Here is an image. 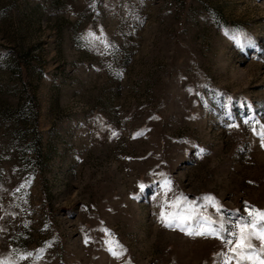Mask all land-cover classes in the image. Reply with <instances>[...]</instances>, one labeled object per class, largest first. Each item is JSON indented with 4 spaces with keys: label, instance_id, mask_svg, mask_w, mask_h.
Instances as JSON below:
<instances>
[{
    "label": "rangeland",
    "instance_id": "1",
    "mask_svg": "<svg viewBox=\"0 0 264 264\" xmlns=\"http://www.w3.org/2000/svg\"><path fill=\"white\" fill-rule=\"evenodd\" d=\"M262 126L264 0H0V259L236 264Z\"/></svg>",
    "mask_w": 264,
    "mask_h": 264
},
{
    "label": "snow or ice",
    "instance_id": "2",
    "mask_svg": "<svg viewBox=\"0 0 264 264\" xmlns=\"http://www.w3.org/2000/svg\"><path fill=\"white\" fill-rule=\"evenodd\" d=\"M264 128V126H262ZM262 138H264V130L260 133ZM219 211V208H217ZM163 216V213H162ZM249 220L251 223L249 224ZM258 221L264 222V211L249 212L248 217L244 222H238L232 227L238 229L233 231L230 235L235 238V244H232L231 240H228L229 252L233 253V256L226 257L227 259H235L236 264H264V226L258 227ZM171 226V224H169ZM223 222H220L219 228H223ZM219 228L216 226V221L211 220L210 218H205V227L204 230L199 234L202 235H212L217 236L221 239H224V236L220 234ZM191 235L192 233L189 232ZM255 238L261 241L260 252L257 253L254 245L251 243V240ZM114 255H119V253L114 252ZM0 264H9V262L0 259Z\"/></svg>",
    "mask_w": 264,
    "mask_h": 264
}]
</instances>
